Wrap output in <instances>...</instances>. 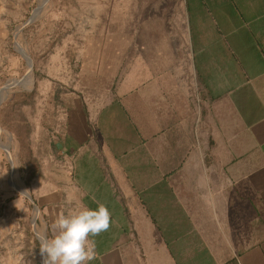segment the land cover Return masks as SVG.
<instances>
[{"label":"crops","instance_id":"0c3cea01","mask_svg":"<svg viewBox=\"0 0 264 264\" xmlns=\"http://www.w3.org/2000/svg\"><path fill=\"white\" fill-rule=\"evenodd\" d=\"M130 1V19L109 14L127 0L42 17L72 45L49 47L41 81L56 159L36 145V236L103 203L88 264H264V0H168L169 22L165 0Z\"/></svg>","mask_w":264,"mask_h":264},{"label":"rangeland","instance_id":"374dc122","mask_svg":"<svg viewBox=\"0 0 264 264\" xmlns=\"http://www.w3.org/2000/svg\"><path fill=\"white\" fill-rule=\"evenodd\" d=\"M127 1L129 6H112L109 14L120 15L122 20L142 14V7ZM165 1L162 17L169 22L168 0ZM69 5H73L71 0H0V264H40L42 258L41 240L36 236L41 212L32 194L38 185L33 179L37 172L40 176L41 166L32 160V155L42 157V151H36V145L42 144L48 156L56 159V134L53 130L47 134L42 125L47 120L40 118L45 105L41 81L48 74L49 47L56 41L72 45L67 38L48 41L43 30L51 22L47 16H71ZM167 22V28L172 29ZM129 41L131 46L136 43L135 38ZM182 42L178 39L177 46ZM47 152L43 153L45 157ZM46 167L44 164L45 170ZM48 167V171L55 172V166ZM22 190L31 200L20 193ZM32 222H36L37 230ZM36 254L39 262L35 261Z\"/></svg>","mask_w":264,"mask_h":264},{"label":"clouds","instance_id":"9594fccd","mask_svg":"<svg viewBox=\"0 0 264 264\" xmlns=\"http://www.w3.org/2000/svg\"><path fill=\"white\" fill-rule=\"evenodd\" d=\"M111 212L103 203L97 209L82 203L67 215H59L53 223L54 234L43 238L40 253L43 264H88L96 257V237L109 230Z\"/></svg>","mask_w":264,"mask_h":264},{"label":"water","instance_id":"95a60500","mask_svg":"<svg viewBox=\"0 0 264 264\" xmlns=\"http://www.w3.org/2000/svg\"><path fill=\"white\" fill-rule=\"evenodd\" d=\"M22 195L26 196L29 200H31V197L26 193V191L22 190V192H20Z\"/></svg>","mask_w":264,"mask_h":264}]
</instances>
